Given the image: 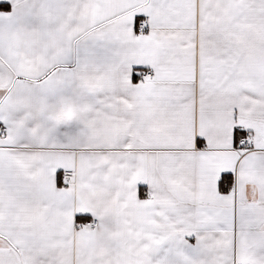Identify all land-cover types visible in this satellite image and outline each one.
<instances>
[{"label":"snow or ice","instance_id":"1","mask_svg":"<svg viewBox=\"0 0 264 264\" xmlns=\"http://www.w3.org/2000/svg\"><path fill=\"white\" fill-rule=\"evenodd\" d=\"M0 264H264V0H0Z\"/></svg>","mask_w":264,"mask_h":264}]
</instances>
